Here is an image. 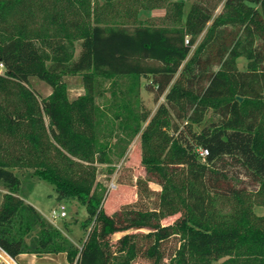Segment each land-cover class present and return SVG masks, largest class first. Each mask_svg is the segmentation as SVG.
<instances>
[{
  "label": "trees",
  "instance_id": "1",
  "mask_svg": "<svg viewBox=\"0 0 264 264\" xmlns=\"http://www.w3.org/2000/svg\"><path fill=\"white\" fill-rule=\"evenodd\" d=\"M185 1L0 0V187L6 190L0 248L9 256L65 253L70 264H134L142 256L152 264H264V215L255 212L264 205V0H225L190 58L212 10L194 0L184 17ZM157 8L165 9L162 24L139 20L140 10ZM241 55L245 70L237 65ZM77 74L86 92L70 100L64 78ZM32 76L53 88L41 101L28 86ZM147 76V89L157 100L164 96L151 118L140 99ZM210 109L218 121L206 118ZM139 133L148 176L136 187L140 199H150L149 182L158 183L157 207L137 202L109 214L98 165L113 173L115 158ZM227 158L257 190L231 185L218 168ZM20 174L52 184L59 201L86 207L81 246L26 200ZM222 198L233 199L227 213L216 206ZM179 213L172 224L161 223ZM135 228L148 232H127ZM118 232L127 233L113 243ZM172 237L178 246L167 255L162 244Z\"/></svg>",
  "mask_w": 264,
  "mask_h": 264
},
{
  "label": "rangeland",
  "instance_id": "2",
  "mask_svg": "<svg viewBox=\"0 0 264 264\" xmlns=\"http://www.w3.org/2000/svg\"><path fill=\"white\" fill-rule=\"evenodd\" d=\"M103 1V0H99ZM192 1L186 0L184 5V17L187 15ZM208 6L212 10V19L207 23V27L204 32L198 37L196 43L193 45L192 50L189 54V58L195 53L196 47L203 41L207 29L211 26L213 20L217 18L224 10L225 0H197ZM159 10L156 16L153 15L151 9H142L139 12V20L144 22L146 25L162 24L164 22V12L165 9L157 8ZM143 23V24H144ZM229 30H234L233 25L226 27ZM187 38H191L188 36ZM261 39L259 36L256 37L255 47L260 50L262 47ZM262 49V48H261ZM80 51V44L77 43L76 56ZM237 65L240 70L247 69L248 59L245 55H241L237 58ZM264 65V62H263ZM219 66L214 65L213 70H218ZM65 81L67 82V92L68 98L73 100L86 92L85 82L82 74L68 75L65 76ZM151 77L141 78V104L144 108L151 111L153 114L157 111L160 104L164 102V96L160 99H156L155 91L147 89L146 85L151 81ZM122 84L126 85L127 79H123ZM123 85V86H124ZM29 88L36 94L38 100L49 96L53 88L46 81L42 80L38 76H32L30 78ZM111 86V80L104 82V87L109 90ZM109 92L106 96H109ZM98 104H103L104 98L97 99ZM210 121H218L219 117L214 115L213 111L210 109L207 112V117ZM46 123H49V119L45 118ZM149 121V120H148ZM148 121L144 124L147 125ZM142 136L141 133L136 135L134 139L127 145V150L121 159L115 158L114 172L110 173L108 170V165L99 164L98 165V180L107 187V195L104 201V208L109 214H113L120 210L125 204H136V207L143 206V208H154L157 207L158 203V193L161 190V186L151 181L149 186L155 191L154 195L150 199H140L138 195V189L136 187V182L138 178H147L148 174L145 166L142 164ZM218 168H221L227 174L228 179L231 181V185L234 184L235 187L244 189L248 192L257 190L258 184L247 175L245 169L234 162L231 158L225 159L223 162L218 163ZM22 179V190L24 194L27 195L28 201L36 206L42 212L46 218L52 222L54 225L63 229V231L68 234L69 238L75 242L77 245L81 246L82 240H85L88 232L82 229V221H84L87 216V210L84 205L77 201H59L57 199V193L52 184L47 181L40 180L37 178H32L30 174L21 175ZM228 181H224L223 184L228 186ZM6 190L0 187V204L3 200V195ZM216 206L220 212L227 213L233 209V199L227 200L222 198L217 200ZM255 212L258 215H264V205H258L255 207ZM179 214L171 215L162 219L161 223L163 225L172 224ZM66 226L69 228L67 229ZM127 232H138L146 233L147 229L135 228ZM127 232H118L112 236V242L115 243L123 234ZM178 237H172L162 244V250L170 255L174 252L176 246H178ZM139 242L144 247H147L150 242L146 238H140ZM0 254H2L0 250ZM47 255V254H46ZM58 254H50L49 256H57ZM11 260V259H10ZM12 261V260H11ZM165 261L163 264H168ZM0 264H8L2 260L0 257ZM51 264V262H48ZM134 264H152V261L146 257H139L134 261ZM212 264H221L220 260H214Z\"/></svg>",
  "mask_w": 264,
  "mask_h": 264
},
{
  "label": "crops",
  "instance_id": "3",
  "mask_svg": "<svg viewBox=\"0 0 264 264\" xmlns=\"http://www.w3.org/2000/svg\"><path fill=\"white\" fill-rule=\"evenodd\" d=\"M152 11H153L152 16L154 17L157 15V12L159 10L154 9ZM26 200L28 201V199ZM49 255L50 254L37 255L33 253H22L18 255L16 258H12L6 252H2V254H0V257L2 258L3 261H5V263L8 264H48V262H51V264H70L67 260V256L65 253H59L57 256H54V258H52L53 256H49ZM224 260L225 259H220V263L223 262Z\"/></svg>",
  "mask_w": 264,
  "mask_h": 264
},
{
  "label": "built area",
  "instance_id": "4",
  "mask_svg": "<svg viewBox=\"0 0 264 264\" xmlns=\"http://www.w3.org/2000/svg\"><path fill=\"white\" fill-rule=\"evenodd\" d=\"M186 41L189 42V39L187 38ZM0 74H1V75L5 74V65H4V63H3L2 61H0ZM199 153H200V155H202V156H206V155L208 154V150L205 149V148H200ZM0 250H1L2 252H5V251H4L3 249H1V248H0Z\"/></svg>",
  "mask_w": 264,
  "mask_h": 264
},
{
  "label": "water",
  "instance_id": "5",
  "mask_svg": "<svg viewBox=\"0 0 264 264\" xmlns=\"http://www.w3.org/2000/svg\"><path fill=\"white\" fill-rule=\"evenodd\" d=\"M237 99L242 101L243 100V97L242 96H237Z\"/></svg>",
  "mask_w": 264,
  "mask_h": 264
}]
</instances>
